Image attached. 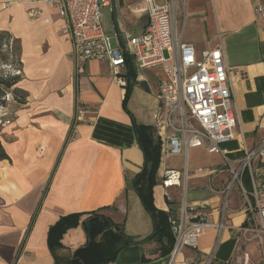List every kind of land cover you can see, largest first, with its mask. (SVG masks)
I'll return each instance as SVG.
<instances>
[{
  "label": "crops",
  "instance_id": "1",
  "mask_svg": "<svg viewBox=\"0 0 264 264\" xmlns=\"http://www.w3.org/2000/svg\"><path fill=\"white\" fill-rule=\"evenodd\" d=\"M6 1L0 0V32L18 41L22 68L15 88L26 94V102L16 103L8 91L0 107V123L10 121L0 124V141L9 158L0 161V264H69L74 252L89 244L81 220L61 235L63 248L54 256L47 245L48 230L61 217L93 211L132 240L107 264H168V255L160 254L156 242L141 243L152 234L153 225L131 187L144 163L136 130L159 147L152 188L155 209L169 219L178 215L184 200L208 222H218L228 169L237 167L245 151L264 142V15L255 14L253 0H185L183 9L174 8L173 29L180 41L192 45L197 56L221 43L226 63L233 68L229 80L236 128L234 140L220 145L227 153L225 161L204 148L183 149L174 157L162 154L164 133L155 129L162 117L157 93L165 75L160 68L137 69L128 58L120 69L130 89L124 109L126 87L115 80L107 62H76L71 40L63 32L65 20L54 9L38 6L40 16L31 19L29 5L4 8ZM135 2L139 0H111L110 7L128 9ZM136 13L131 27L116 26L118 40L144 31L146 17ZM165 170L181 174L180 186L163 188ZM262 171L264 152L240 179L247 197L237 185L231 191L220 240L208 229L197 250L183 251L190 264H205L210 255V264H228L243 251L249 236L241 230L264 199V191L259 192ZM203 202L207 205L199 208Z\"/></svg>",
  "mask_w": 264,
  "mask_h": 264
},
{
  "label": "built area",
  "instance_id": "2",
  "mask_svg": "<svg viewBox=\"0 0 264 264\" xmlns=\"http://www.w3.org/2000/svg\"><path fill=\"white\" fill-rule=\"evenodd\" d=\"M110 1L8 0L4 8L20 3L29 5L27 15L31 19L40 16L38 6L54 9L65 20L63 32L71 40L76 62H107L115 80L123 87L126 81L121 78L120 69L128 58L137 69L160 68L165 75L157 93L162 117L158 119L155 129L157 133H164L162 154L174 157L179 156L183 149L204 148L207 153L220 154L227 161V153L220 145L234 140L236 118L229 80L233 68L226 63L221 43L197 56L193 46L182 43L173 29L174 8L180 5L183 9L185 0H139L135 11L146 17L144 31L137 36L120 35L117 49H113L110 38L101 26V9L110 7ZM253 2L255 14L262 17L264 3L262 0ZM79 114L80 110L77 111ZM9 123L6 120L0 124ZM263 152L264 142L257 149L245 151L237 167L228 169L230 178L221 191L223 201L218 222H208L204 215L198 213L197 207L186 206L183 200L178 215H171L168 219L174 239L168 264H190L183 258V251L197 250L200 238L208 229L215 232L216 241L220 240L226 228L225 211L230 193L237 185L242 195L247 197L240 179L245 171L250 170L253 159L262 156ZM180 178L179 172L165 170L163 188L180 186ZM260 191H264V186L259 188ZM257 194V190H254L253 195ZM205 205L207 202L201 203L199 208ZM241 231L249 236L244 241H256L261 252L254 259L248 252L241 251L228 264H264V199L252 212L251 223ZM211 258L210 255L205 264H210Z\"/></svg>",
  "mask_w": 264,
  "mask_h": 264
},
{
  "label": "trees",
  "instance_id": "3",
  "mask_svg": "<svg viewBox=\"0 0 264 264\" xmlns=\"http://www.w3.org/2000/svg\"><path fill=\"white\" fill-rule=\"evenodd\" d=\"M21 68L18 41L8 32H0V107L5 106L8 91H11L13 100L16 103L25 104L26 94L15 88L21 79ZM130 73H128V76H131ZM125 87L126 92L122 101L124 109H126L130 95L129 85L126 84ZM136 133L138 146L143 153L144 163L141 171L131 180V187L139 197L153 225L152 234L144 241H141V243L154 241L158 244L161 255H169L174 239L170 232L168 215L155 209L152 202V188L156 183V173L159 166V147L154 144L151 137L146 136L143 138L139 128H137ZM3 160H9V158L0 141V161ZM80 220L82 230L89 244L86 248L77 249L69 264H107L112 261L120 246L132 243V240L124 237L122 232L118 234L120 231L118 226L96 211L75 213L59 218L49 228L47 245L52 256L63 248L59 243L61 235Z\"/></svg>",
  "mask_w": 264,
  "mask_h": 264
},
{
  "label": "rangeland",
  "instance_id": "4",
  "mask_svg": "<svg viewBox=\"0 0 264 264\" xmlns=\"http://www.w3.org/2000/svg\"><path fill=\"white\" fill-rule=\"evenodd\" d=\"M135 6H139V2L131 4L128 9L125 7L123 9H120L119 6L116 7L115 11H113L112 6L110 8L101 9V26L105 35L110 38L113 49H117L118 46L116 26L123 25L125 27H131L133 21H136V17H138V14L135 11ZM138 23L140 22L138 21ZM135 27L136 26L132 27L131 29H129V31H131ZM242 249L243 251L253 253L255 257H257L259 255V252H261V249L258 248L256 241L254 240L252 242L243 241Z\"/></svg>",
  "mask_w": 264,
  "mask_h": 264
}]
</instances>
